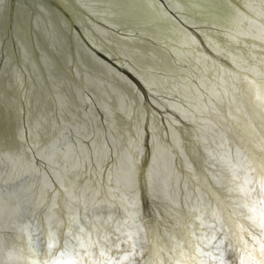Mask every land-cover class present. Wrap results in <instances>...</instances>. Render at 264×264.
Instances as JSON below:
<instances>
[{"label": "bare ground", "instance_id": "bare-ground-1", "mask_svg": "<svg viewBox=\"0 0 264 264\" xmlns=\"http://www.w3.org/2000/svg\"><path fill=\"white\" fill-rule=\"evenodd\" d=\"M2 4L0 186L26 192V147L57 134L61 144L47 140L41 174L59 178L61 195L77 192L81 203L70 214L91 262L79 243L67 246L79 248L82 264H101L100 251L112 264H192L191 240L200 242L195 264H220L221 253L224 264H256L259 230L256 239L243 235L246 246L238 231L251 224L253 207L246 149L258 153L264 136L256 100L264 0ZM98 184L120 197L122 217L86 219L99 203ZM50 192L32 200L45 214L47 239L59 241L67 231ZM24 230L16 229L15 249L37 246L38 228ZM19 257L0 244V263H27Z\"/></svg>", "mask_w": 264, "mask_h": 264}, {"label": "water", "instance_id": "water-1", "mask_svg": "<svg viewBox=\"0 0 264 264\" xmlns=\"http://www.w3.org/2000/svg\"><path fill=\"white\" fill-rule=\"evenodd\" d=\"M2 3H3V0H0V11L3 5ZM55 137H57V134H54V137H52L51 135H48V136L39 135L38 137L34 138L33 145L26 147L25 153L30 158V159L28 158L26 159V161H28L26 165H29L31 167L28 172L23 170V174H22L23 176H25L24 178L25 181L27 180L29 182V185L26 187V192L24 191L19 192L15 190L13 187L9 188L7 186L4 188L0 186V198H2L1 199L2 201H0V231H2L3 233L1 234L0 232V237H1L0 244L6 246L7 251L10 254H12L14 257H17V254H18L21 257V258L19 257L21 261L24 260L25 262H27L25 264H37L35 262L36 261L35 255H32L34 251H35V254L37 253L39 254V256H43V259H45L44 263H40V264H53V261H55L58 257H60V252L57 251L58 247L60 248V251H63V248L60 247L62 245L70 246L72 244L74 246L75 243L78 244L77 241L73 239L74 237H78L76 235L78 226H76L73 216L70 214V211L74 208H79V205L81 203L80 201H78V198H76L78 197L77 192L76 191L75 193L70 192L71 188L68 187V189H66L67 190L66 192L72 193V194H69V198L65 196L64 194L61 195L64 190H62L63 187H61L60 181H58L59 178L57 179V177H55L54 180L56 179V182L54 183L53 180L49 179L48 177L44 178L43 177L44 174H41V167L44 165L42 164V161H43L42 155L46 154L47 150L49 152L50 145H48L49 143L47 142V140H53V142L56 141L55 143H51V144H61V139L60 138L55 139ZM43 143H44V147L41 148ZM57 148H60V149H56L55 151H60L63 149L62 147H57ZM72 161L76 163L74 160ZM76 165L79 167L80 161H78ZM18 174L21 175V173H18ZM97 175H99V172ZM32 177H35V180H32ZM101 180L103 181V176H101ZM106 190H107V187L104 184L100 186L98 184V187L96 186L94 195H96L95 193L98 194V198H100L99 203L98 205L94 203L92 206L87 207V209H85V211L89 212V213H86V217H87L86 219H92L93 221L98 216H103L104 218H109V219L117 218L118 216L122 217V215L120 214V208L118 207V205H115L117 204L116 201H118L119 203L120 197L118 196L116 197V195H114L115 193L113 192L110 195L106 192ZM34 192H37V194H41L42 199L45 194H49L50 192V195H49L50 201L52 200L53 202H55V205H53L54 207L53 211L59 215L60 220H61V226L64 227V229L67 231L64 237H62L59 241L56 239L54 240L52 237H51V240L47 239L48 233H46V230L44 227L45 225L44 219H43V216L45 214L39 208L38 203H36L37 201L32 200L34 198H37V195H35ZM22 193L24 196L21 195ZM82 195L84 194L82 193ZM147 195L149 196V198H151V202H152V199L156 197L155 191H152V190H149V194ZM91 196L93 197V195H90V197H87V196L86 197L92 198ZM86 201H90V200H86ZM60 207H63L64 208L63 210H66V211L60 210ZM123 221L126 222L125 220ZM17 228L18 229L20 228V230L25 229L23 231V234H30V233L32 234V232H35L36 228H38L37 246L36 247L33 246L31 248L29 246L27 247V249H26V246L24 249L23 248L15 249L14 242L16 240L15 235L17 234L16 233ZM26 229L28 230V232L26 231ZM55 235L59 237V234L55 233ZM50 242L53 244V247L51 249L48 248V245ZM74 256L75 254H73V258H75ZM62 259H67V257H63ZM7 262L8 263H0V264H15V263H12L10 259L7 260Z\"/></svg>", "mask_w": 264, "mask_h": 264}, {"label": "snow or ice", "instance_id": "snow-or-ice-1", "mask_svg": "<svg viewBox=\"0 0 264 264\" xmlns=\"http://www.w3.org/2000/svg\"><path fill=\"white\" fill-rule=\"evenodd\" d=\"M253 84H256L255 80H253ZM259 84L260 87L256 93V100L258 101L257 107H259L262 112H264V79L260 80ZM260 127L262 130H264V119H262ZM259 140L260 148L258 153L252 144H250L246 149L249 155L246 158L247 167L243 171L247 175L248 171L251 170L254 175L251 180L245 181V185H251L250 190H248L245 194L251 201L253 207L250 209L252 215L249 216L251 224L248 227H239L238 235L240 236V240H238V243H243L246 246V241H242L243 235H249L252 236L253 239H256V237L253 235V230H259L260 239L257 240V243H259L260 246L258 249H253L251 259L255 261L256 264H264V136H260ZM209 215H211L214 219L216 218L215 213H209ZM73 239L79 243V247L81 249L85 250L86 254H88L89 262H91V253H88V250L85 248L84 244L79 242L78 237H74ZM129 239H131V236ZM213 239H215V237H213ZM221 243H223V241H221ZM189 246L194 250L189 259H191L192 264H195V252L199 251L200 242L199 240H191L189 241ZM48 247L51 249L53 244L50 242ZM60 247L63 248V251H60L59 247L57 248V251L60 252V257L53 261V264H82L79 251L75 247H73L71 250H69L67 245H62ZM217 248H219V245H217ZM131 250L133 254H135V244H132ZM73 254H75V258H73ZM98 255L104 258L101 261V264H112L111 258L106 257L103 251H100ZM65 256L67 259H62ZM212 259H216V257H212ZM117 264H122V262L118 261ZM220 264H224L223 253H221Z\"/></svg>", "mask_w": 264, "mask_h": 264}]
</instances>
